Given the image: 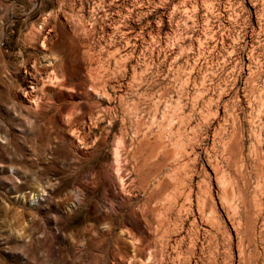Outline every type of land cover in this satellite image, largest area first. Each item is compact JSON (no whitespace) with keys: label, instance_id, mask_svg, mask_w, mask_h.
Returning a JSON list of instances; mask_svg holds the SVG:
<instances>
[{"label":"rangeland","instance_id":"rangeland-1","mask_svg":"<svg viewBox=\"0 0 264 264\" xmlns=\"http://www.w3.org/2000/svg\"><path fill=\"white\" fill-rule=\"evenodd\" d=\"M0 264H264V0H0Z\"/></svg>","mask_w":264,"mask_h":264}]
</instances>
